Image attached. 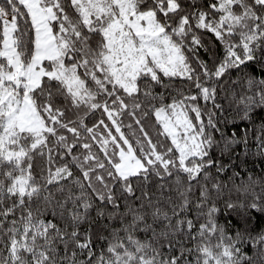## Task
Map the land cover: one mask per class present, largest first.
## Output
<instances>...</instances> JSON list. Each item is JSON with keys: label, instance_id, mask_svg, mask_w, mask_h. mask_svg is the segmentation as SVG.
I'll return each mask as SVG.
<instances>
[{"label": "snow or ice", "instance_id": "obj_1", "mask_svg": "<svg viewBox=\"0 0 264 264\" xmlns=\"http://www.w3.org/2000/svg\"><path fill=\"white\" fill-rule=\"evenodd\" d=\"M257 161L264 0H0V264H264Z\"/></svg>", "mask_w": 264, "mask_h": 264}, {"label": "trees", "instance_id": "obj_2", "mask_svg": "<svg viewBox=\"0 0 264 264\" xmlns=\"http://www.w3.org/2000/svg\"><path fill=\"white\" fill-rule=\"evenodd\" d=\"M258 71H259V70H257V72H258ZM249 167H252V165H249ZM261 167H264V164H260V162L257 161V162H256V170L259 171V169H260Z\"/></svg>", "mask_w": 264, "mask_h": 264}]
</instances>
